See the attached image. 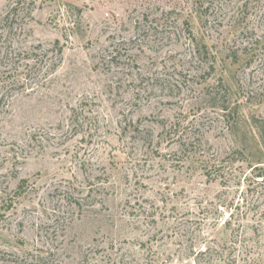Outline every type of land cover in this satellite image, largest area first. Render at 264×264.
<instances>
[{
  "label": "rangeland",
  "instance_id": "obj_1",
  "mask_svg": "<svg viewBox=\"0 0 264 264\" xmlns=\"http://www.w3.org/2000/svg\"><path fill=\"white\" fill-rule=\"evenodd\" d=\"M0 264H264V0H0Z\"/></svg>",
  "mask_w": 264,
  "mask_h": 264
},
{
  "label": "trees",
  "instance_id": "obj_2",
  "mask_svg": "<svg viewBox=\"0 0 264 264\" xmlns=\"http://www.w3.org/2000/svg\"><path fill=\"white\" fill-rule=\"evenodd\" d=\"M31 259H32L31 263H38V262L42 261L44 259V257H42L40 254H38V255L33 254L31 256Z\"/></svg>",
  "mask_w": 264,
  "mask_h": 264
}]
</instances>
